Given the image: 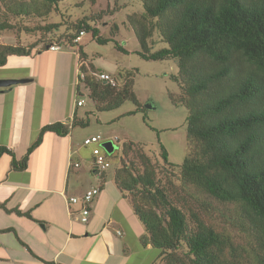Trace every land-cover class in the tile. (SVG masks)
I'll use <instances>...</instances> for the list:
<instances>
[{"label": "trees", "instance_id": "obj_1", "mask_svg": "<svg viewBox=\"0 0 264 264\" xmlns=\"http://www.w3.org/2000/svg\"><path fill=\"white\" fill-rule=\"evenodd\" d=\"M61 1L19 2L13 9L45 16ZM142 2L143 13L128 16L141 45L136 52L147 60L176 61L177 73L170 78L179 84L180 102L187 108L186 154L178 165L182 187L193 186L207 197L237 204L241 230L255 237L261 248L257 262L264 264V0ZM59 26L44 25L48 32ZM10 27L0 22V31ZM76 28L91 32L101 44L113 41L115 48L129 53L114 35L102 37L99 28L85 21ZM81 31L69 35L68 44L60 45L74 46L80 41L75 42ZM155 31L166 46L151 51L149 39ZM52 44L46 43L41 49ZM34 47L0 44V66L9 55H28ZM83 81L98 111L118 108L127 100L137 105L129 114L145 111L134 91L130 71L121 74V82L115 86L91 75ZM87 124V120L76 117L71 125L48 124L22 159L17 161L5 147H0V156L11 153L13 166L25 169L30 153L42 141L43 131L64 136L71 127ZM146 146L134 141L125 144L124 153L135 152L140 167L123 164L113 177L125 197H139V201L131 202L145 228L142 242L160 250L163 264H257L247 261L242 252L245 249L239 246L237 262V247L230 236L208 225L199 209L187 200L170 197L166 186L159 183L157 166ZM160 150L164 163L175 167L163 144Z\"/></svg>", "mask_w": 264, "mask_h": 264}, {"label": "crops", "instance_id": "obj_2", "mask_svg": "<svg viewBox=\"0 0 264 264\" xmlns=\"http://www.w3.org/2000/svg\"><path fill=\"white\" fill-rule=\"evenodd\" d=\"M4 37L0 32V44L8 43ZM72 47L12 54L0 66V78H28L0 89V147L17 161L44 126L81 118L78 108L85 104L76 106L72 94L80 90L84 60ZM75 131H43L25 169L13 166L11 153L0 156V264H163L160 250L142 242L145 228L110 168L103 180L93 161L85 169L78 159ZM95 186L100 192L83 223L81 203L69 204L68 198Z\"/></svg>", "mask_w": 264, "mask_h": 264}, {"label": "rangeland", "instance_id": "obj_3", "mask_svg": "<svg viewBox=\"0 0 264 264\" xmlns=\"http://www.w3.org/2000/svg\"><path fill=\"white\" fill-rule=\"evenodd\" d=\"M34 0H0V22L11 24L9 29L2 30L7 44L22 45L41 49L46 43L68 44L69 35L78 34L81 29L76 25L85 21L91 27L99 28L102 37L113 38L126 48L124 53L115 48L114 42L99 43L93 38L91 32H85L80 41L72 48L84 60L81 68L87 73L89 70L108 72L115 77L117 84L121 82V74L127 71L133 73L134 91L145 111L128 112L137 109V105L127 100L120 107L112 110L98 111L84 84L80 92L72 97L84 98L85 105L79 107L80 117L88 121L85 126L76 125L74 139L80 147L79 157L85 164L93 161V148L98 147L107 153L103 143L112 141L115 151L109 154L111 167L109 171L115 173L123 164H134L137 168L140 163L135 152L125 154L124 145L130 141L142 142L147 146L150 158L157 166V177L162 186L173 200H187L196 210L199 209L204 221L218 231L230 236L236 249L238 262V246L247 261L257 263L260 261L261 248L255 237L245 234L241 230V221L238 219L239 208L237 204L223 203L202 194L193 186L182 187L179 180L180 165L186 154L187 136V108L180 102L182 95L179 84L170 78L177 73V63L173 59L147 60L136 51L141 50L140 42L129 22L130 14H141L144 11L142 0H64L59 2L57 8L45 16L36 13H18L13 6L24 2L31 4ZM43 0H36V2ZM58 23L59 27L48 32L44 25ZM166 46L162 36L155 31L149 39V48L155 51ZM83 49L86 53L84 55ZM88 59V62L85 59ZM83 64V65H82ZM84 82V81H83ZM119 86V85H118ZM67 91V90H66ZM173 97H171V96ZM171 97V98H170ZM71 98V95H70ZM171 99H174L171 100ZM175 102V103H174ZM152 104V108H147ZM100 135L99 143L84 145L85 137ZM160 144L168 150L169 161L176 166L164 163L161 156ZM82 146V147H81ZM31 147V146H30ZM138 169V168H137ZM130 200L139 201V197L129 194ZM183 252L182 250H180ZM235 253V252H234Z\"/></svg>", "mask_w": 264, "mask_h": 264}, {"label": "built area", "instance_id": "obj_4", "mask_svg": "<svg viewBox=\"0 0 264 264\" xmlns=\"http://www.w3.org/2000/svg\"><path fill=\"white\" fill-rule=\"evenodd\" d=\"M85 32L81 31L79 33V36H77L75 42L79 41L81 36L84 35ZM52 50H60L63 48L60 44H52L49 46ZM83 65V64H82ZM91 75L97 80L106 81L107 83L111 84L112 86H115L117 84L115 78L108 72H102V71H93L89 70V73L85 71V69L78 70V84H82V81L85 80L86 76ZM80 90L76 92V95L78 96ZM76 106H82L85 104L84 98H76ZM102 137L100 135H92L89 137H86L84 139V145H92L95 143H99L101 141ZM74 166H79V163H74ZM93 167L95 169V172L99 176H103V174L111 167V161L110 157L103 153L98 147L93 148ZM100 192V188L95 186L92 188H89L81 197L77 196H71L68 198V203H81V209L79 211L80 213V220L83 223H87L89 221L90 216V206L96 195Z\"/></svg>", "mask_w": 264, "mask_h": 264}, {"label": "water", "instance_id": "obj_5", "mask_svg": "<svg viewBox=\"0 0 264 264\" xmlns=\"http://www.w3.org/2000/svg\"><path fill=\"white\" fill-rule=\"evenodd\" d=\"M28 81V78H0V88L9 87L18 83H25ZM152 104H148L147 108H152ZM103 147L106 152L112 154L115 151V145L112 141L104 142Z\"/></svg>", "mask_w": 264, "mask_h": 264}]
</instances>
